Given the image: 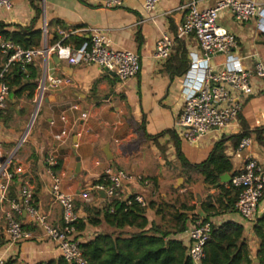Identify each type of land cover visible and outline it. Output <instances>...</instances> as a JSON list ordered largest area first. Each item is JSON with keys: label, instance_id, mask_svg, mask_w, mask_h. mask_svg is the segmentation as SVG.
Instances as JSON below:
<instances>
[{"label": "crops", "instance_id": "1", "mask_svg": "<svg viewBox=\"0 0 264 264\" xmlns=\"http://www.w3.org/2000/svg\"><path fill=\"white\" fill-rule=\"evenodd\" d=\"M10 1L11 11H0V24L9 26L11 31L30 29L32 34L40 32L30 49L60 44L75 50L92 32H99L108 39L112 49L136 53L141 65L135 79L120 82L112 72H101L95 66H70L66 62H55L53 56L37 60L33 66L38 69V83L46 80L37 118H31L33 113L29 110L33 99H27V93L16 98L11 94L15 89H9L0 115V148L4 156L12 158L13 173L20 175L15 183L16 200L20 188L27 186L33 205L46 216L50 225L60 227L61 209L50 195L49 175L52 172L60 179L62 191L74 196L80 219H86L88 213L82 205L101 209L106 203L122 201L102 196L97 199L90 194L89 202H85L79 196L81 190L99 180L104 170L113 167L140 176L144 182L136 187L147 203L143 213L146 220L144 230L154 224L161 232L174 233L176 216L185 213L184 208L194 209L188 212V216L193 213L205 219L200 206L209 196L217 198L219 192L217 188L206 186L198 174L187 170V166L181 163L184 161L192 166L203 163L213 144L229 134L214 132L192 147L179 140L180 158L176 157L170 133H173L181 104L182 77L172 75L168 61L176 57V29L184 19L180 7L189 0H160L150 13L145 12L139 0L111 10L102 9L101 0H45L43 10L38 0ZM214 3L215 0H205L199 5L201 8L211 7ZM43 19L47 25L46 34L41 32ZM219 24L236 36L238 57L243 65L249 67L256 59L264 62V34L255 32L254 24L238 26L227 14L221 16ZM163 34L169 35L176 47L170 59L160 64L154 60L153 53ZM195 47L193 40L184 43L186 53L187 49ZM219 60L215 58L213 62ZM5 61L6 57L0 53V70ZM62 78L69 79V83L48 84L50 79ZM238 120L240 128L243 126L251 131L264 128V95L244 100ZM61 132H65V136L57 140L55 137ZM247 153L264 165L262 147L258 145ZM76 158L80 160L78 172ZM50 159H54L57 165L50 167ZM58 164L59 169L54 171ZM180 179L185 184L177 187ZM200 190L204 191L203 196L201 192L197 194ZM192 193H195L196 201L191 200L193 196L189 195ZM7 200L0 205V260L16 259L19 264H37L61 258L55 244L41 231L37 228L29 230L31 226L24 217L20 222L29 228L24 231L29 237L14 245L8 242L5 213L9 211L10 199L7 197ZM225 203L226 200L221 207ZM217 208V213L212 210L209 218L229 214V211ZM230 215L233 222L244 226V238L254 253L257 242L251 225L241 221L235 213ZM140 222V219L136 221ZM131 229L134 231L128 233L136 231L134 227H125L122 231ZM114 231L105 225L98 228L88 226L77 241L87 242L99 233Z\"/></svg>", "mask_w": 264, "mask_h": 264}, {"label": "built area", "instance_id": "2", "mask_svg": "<svg viewBox=\"0 0 264 264\" xmlns=\"http://www.w3.org/2000/svg\"><path fill=\"white\" fill-rule=\"evenodd\" d=\"M38 1L43 10L45 0ZM129 1L137 0H101L100 5L104 10H111L120 8ZM139 1L146 13L154 11L160 2ZM203 1L205 0H189L180 7L184 11V19L175 34L177 41L188 44L193 40L196 43L195 48H186L189 68L181 76V104L173 128L176 137L190 147L214 132H227L229 136L238 134L241 130L238 116L244 100L264 95V62L256 59L249 67L243 65L238 57L236 36L219 24L221 16L227 14L238 26L252 23L255 32L264 34V1L215 0L213 6L201 8L199 4ZM11 9L10 0H0V11L9 12ZM41 32H47L45 19ZM173 48L174 42L170 36L163 34L156 43L154 60L164 64L169 60ZM0 53L6 57L0 70V115L9 96V88L4 78L16 67L26 73V68L40 59L53 56L58 62H66L70 66H95L101 72H112L120 82L135 79L141 69L140 57L136 53L112 49L108 39L99 32H92L75 50L60 44L24 49L12 42L0 40ZM215 58L220 60L213 62ZM68 83L67 78L48 80L51 86ZM45 84V79L39 81L34 92L33 103L36 108L44 97ZM1 131L0 123V133ZM63 136L65 132L55 138L60 140ZM23 140L24 138L22 142ZM257 144L253 136L242 139L235 150L228 142L225 144L224 155L236 172L230 177L229 184L240 190V194L233 212L213 216L206 221V218H200L190 223L179 236L188 246L187 255L193 264H201L204 259L203 246L208 240L211 228L232 221L230 214L235 213L241 221L252 225L264 213V165L247 153L248 150L257 148ZM48 164L50 167L57 165L54 159H50ZM11 166L12 158L4 156L0 148V205L8 201ZM49 176L50 195L61 209V226L54 227L47 222L46 216L33 205L30 189L22 186L19 199L10 200L9 211L5 213L6 238L14 245L29 237L20 222V218L24 217L27 223L34 225L55 244L65 262L86 264L78 249L79 242L75 240L76 231L71 226L80 219L75 209L74 196L62 191L60 179L52 172ZM143 183L140 176L110 167L104 170L96 184L81 190L79 196L85 202H89L90 194H94L97 199L100 196L108 200L118 198L122 201L132 198L134 203L145 209L147 203L138 193L139 188L136 189ZM0 264L4 262L0 260Z\"/></svg>", "mask_w": 264, "mask_h": 264}, {"label": "trees", "instance_id": "3", "mask_svg": "<svg viewBox=\"0 0 264 264\" xmlns=\"http://www.w3.org/2000/svg\"><path fill=\"white\" fill-rule=\"evenodd\" d=\"M39 37L40 32L38 31L33 34L30 29L11 31L9 26L0 24V40L12 42L24 49H30L34 38ZM176 45V57L169 58L168 69H172L174 77H180L188 70V61L184 43L176 40ZM26 73L19 67L13 68L12 73L6 76L4 81L9 89H15L13 92L10 90L14 97L20 98L22 94L27 93V99L32 100L38 86V69L31 65L26 68ZM170 136L176 149V157L180 158L179 139L172 132ZM251 136L264 149V128L251 131L242 126L238 134L222 136L215 142L207 160L203 163L192 166L182 161L181 165L187 166V170L198 174L206 186L214 187L219 183L221 176L231 177L236 174L232 164L224 155L225 144L228 142L235 150L242 139ZM58 169L59 164L54 168V171ZM11 172L12 185L8 189L7 197L10 200H16L15 183L20 179V175L14 174L12 169ZM217 190L219 192L217 198L209 196L206 202L200 206L201 211L206 215L204 221L212 216V212L217 213L216 207L225 212L234 211L240 190L231 187L229 183L226 186L221 185ZM225 200V205L221 207ZM217 204L220 205L217 206ZM82 207L88 213V217L78 219L71 225L77 234L76 241L88 226L98 228L105 225L115 229L112 233H99L93 239L78 244V249L86 264H193L187 255L188 246L178 239L190 223L200 219L193 213L188 216V212L194 211L193 208H184L185 213L177 214L175 231L169 234L161 232L154 224L148 230H144L146 227V220L143 216L144 209L134 203L132 198H129L128 201L106 203L101 209H95L85 204ZM138 219L141 220L139 224L136 223ZM29 225L31 229L23 226L22 229L24 231L35 230L34 225ZM125 227H134L136 231L133 233L123 232ZM251 232L257 242L254 253L244 238L242 224L230 221L212 227L208 240L203 246L204 259L201 264H264V213L253 222ZM4 264H19V262L16 259H8ZM37 264L68 263L62 258H58Z\"/></svg>", "mask_w": 264, "mask_h": 264}, {"label": "water", "instance_id": "4", "mask_svg": "<svg viewBox=\"0 0 264 264\" xmlns=\"http://www.w3.org/2000/svg\"><path fill=\"white\" fill-rule=\"evenodd\" d=\"M53 60H55V62H57V59L55 57H53ZM36 112H37V108L34 109L31 118H35ZM31 123H32V121L29 123L28 128L30 127ZM79 169H80V160H79V158H76V172H78ZM229 181H230V177L228 175L222 176V177H220V183H218L216 186H214V188H218L222 184L229 183Z\"/></svg>", "mask_w": 264, "mask_h": 264}, {"label": "rangeland", "instance_id": "5", "mask_svg": "<svg viewBox=\"0 0 264 264\" xmlns=\"http://www.w3.org/2000/svg\"><path fill=\"white\" fill-rule=\"evenodd\" d=\"M41 108V107H40ZM40 108H39V110H40ZM34 109H35V104L34 103H32L31 104V107L29 108V110H30V112L32 111V113H33V111H34ZM38 110V112H37V114H36V117L35 118H37V116H38V113L40 112ZM185 183L184 182H182V180L180 179L179 180V182H178V186L177 187H182L183 185H184ZM199 192H201L202 193V196H203V194H204V191L203 190H200V191H198V193L197 194H199ZM193 194V195H192ZM192 194H190L189 196H193L192 198H191V200H194V201H196L195 200V198H194V195H195V193H192ZM126 231V233H128V232H132V231H134V229H131V230H125ZM124 232V231H123Z\"/></svg>", "mask_w": 264, "mask_h": 264}]
</instances>
